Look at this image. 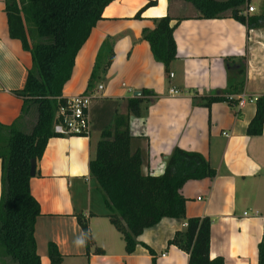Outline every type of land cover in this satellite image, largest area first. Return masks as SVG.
I'll return each mask as SVG.
<instances>
[{
    "label": "crops",
    "instance_id": "0c3cea01",
    "mask_svg": "<svg viewBox=\"0 0 264 264\" xmlns=\"http://www.w3.org/2000/svg\"><path fill=\"white\" fill-rule=\"evenodd\" d=\"M149 1L112 2L76 57L64 97L88 93L104 41L114 44L115 55L105 80L95 83L90 92L95 93L89 111L91 135L52 137L37 161L31 192L41 207L36 224L41 262L50 264L52 242L63 255L61 264H151L152 255L142 245L132 254L126 252L124 238L107 218L108 208L89 168L101 130L112 123L114 110L126 113V100L147 89L156 96L142 105L140 116L130 117L133 149L140 147L146 157L142 172L162 175L177 147L202 154L217 175L184 184L181 192L187 199V217L211 219V259L258 264V244L264 236V130L260 136H249L247 128L255 116L257 99L264 96V0L244 4V13L254 19L250 25L229 14L199 17L186 0H155L143 18L134 19ZM249 7L254 11L249 12ZM166 15L183 18L174 31L173 77L166 76L163 63L154 59L149 43L142 39L143 29H153L154 19ZM31 68V54L20 40L10 37L6 3L0 0V124L11 125L22 115L24 101L14 92L23 88ZM242 69L243 89L230 96L238 100L246 95L256 101L243 107L229 101L205 106L203 99L225 95ZM1 178L0 160V196ZM78 215L89 219L95 242L89 250L86 242L83 247L74 244L84 234ZM185 227L184 220L165 217L145 229L138 240L156 252L157 264H188L186 252L168 245Z\"/></svg>",
    "mask_w": 264,
    "mask_h": 264
},
{
    "label": "trees",
    "instance_id": "16d2710c",
    "mask_svg": "<svg viewBox=\"0 0 264 264\" xmlns=\"http://www.w3.org/2000/svg\"><path fill=\"white\" fill-rule=\"evenodd\" d=\"M115 0H5L9 34L21 41L32 56L22 89L14 94L23 99L22 115L11 125L0 124V160L2 163V193L0 196V264H42L36 240V224L41 207L31 192V160L40 161L48 141L56 137L54 124L57 111L66 98L63 91L70 81L76 57L88 40L93 28L104 19L105 9ZM198 10L199 17L223 18L227 14L242 24L250 25L243 6L248 0H186ZM150 0L135 15L143 18ZM183 18L166 15L155 18L153 29L145 28L142 39L147 41L154 59L163 63L166 76L177 58L174 31ZM175 21V22H174ZM114 44L106 39L98 54L89 79L87 92L104 81L114 59ZM106 60H102V58ZM230 89L221 96L206 97L205 106L229 101L228 95L243 89L244 70L239 71ZM156 94L143 89L140 96L126 100V113L114 110L112 123L101 130L90 174L98 182L108 208L107 218L123 236L128 254L142 245L157 264L156 252L138 238L145 229L163 218L185 221L186 227L176 232L168 245H175L189 256L188 264H224V259L210 258L211 224L209 217H187V199L182 194L190 180L214 179L217 171L200 153L175 148L162 175L142 172L146 157L140 147L133 149L134 136L130 131L131 115L140 116L142 105L151 102ZM34 119L29 128L30 120ZM264 130V96L257 99L254 118L248 125L249 136H260ZM78 223L87 248L95 242L89 230V219L78 215ZM97 252L101 249L96 247ZM50 264H61L63 255L54 243L49 244ZM258 264H264V236L258 244Z\"/></svg>",
    "mask_w": 264,
    "mask_h": 264
},
{
    "label": "built area",
    "instance_id": "2783aa9c",
    "mask_svg": "<svg viewBox=\"0 0 264 264\" xmlns=\"http://www.w3.org/2000/svg\"><path fill=\"white\" fill-rule=\"evenodd\" d=\"M249 12H253L254 8L249 7ZM170 76L174 74L171 72ZM103 85H99L98 89L103 90ZM172 93H177L175 90H171ZM66 101L60 105L56 123L54 124V133L61 137L70 136H85L91 135V118L90 107L95 98V93H80L69 97H65ZM229 99H233L228 95ZM256 99L248 98L246 95L238 97L237 105L243 107L248 102H255Z\"/></svg>",
    "mask_w": 264,
    "mask_h": 264
},
{
    "label": "water",
    "instance_id": "95a60500",
    "mask_svg": "<svg viewBox=\"0 0 264 264\" xmlns=\"http://www.w3.org/2000/svg\"><path fill=\"white\" fill-rule=\"evenodd\" d=\"M141 92L138 91L135 93V96H140ZM36 167H37V160L36 159H32L31 160V165H30V175L31 177H34L36 175Z\"/></svg>",
    "mask_w": 264,
    "mask_h": 264
},
{
    "label": "clouds",
    "instance_id": "9594fccd",
    "mask_svg": "<svg viewBox=\"0 0 264 264\" xmlns=\"http://www.w3.org/2000/svg\"><path fill=\"white\" fill-rule=\"evenodd\" d=\"M85 235L81 234L80 236H77L74 240V244L78 247H83L85 245Z\"/></svg>",
    "mask_w": 264,
    "mask_h": 264
},
{
    "label": "rangeland",
    "instance_id": "374dc122",
    "mask_svg": "<svg viewBox=\"0 0 264 264\" xmlns=\"http://www.w3.org/2000/svg\"><path fill=\"white\" fill-rule=\"evenodd\" d=\"M124 110H126V102L123 104ZM34 121V119L30 120V124H29V128L32 126V122Z\"/></svg>",
    "mask_w": 264,
    "mask_h": 264
}]
</instances>
